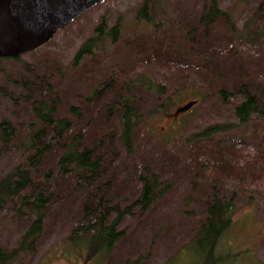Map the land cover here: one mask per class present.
<instances>
[{"label": "rangeland", "instance_id": "rangeland-1", "mask_svg": "<svg viewBox=\"0 0 264 264\" xmlns=\"http://www.w3.org/2000/svg\"><path fill=\"white\" fill-rule=\"evenodd\" d=\"M142 1L104 0L18 61L1 60L0 87L6 95L0 93V120L7 119L17 132L7 146L0 144V177L29 154L23 143L32 115L19 84L30 79L29 70L45 76L50 95H58V116L74 118L71 106L80 113L102 111L111 96L109 86H122L120 93L136 102L140 115L131 152L117 142L106 169L110 205L131 210L116 228L123 237L110 252L91 259L83 244L70 242L71 236L90 235L81 217L79 192L85 184L73 173H62L56 167L60 152H53L39 170L48 174V192L66 198L46 209L35 252L10 264H194L191 255L178 259L181 248L195 236L214 198L234 199L232 225L220 250L240 252L237 264L264 261V119L253 116L243 126L235 116L249 83L263 89L257 95L264 103V29L255 45L239 37L253 29V20L262 28L264 0H218L232 24L219 22L205 31L199 24L204 0H154L147 11L150 21L137 18ZM103 16L105 31L119 24L115 43L107 39L74 67L75 52L95 35ZM228 26L235 32L230 34ZM142 79L152 82L150 90L132 85L125 89L124 83ZM158 86L164 92L156 93ZM93 93L98 100L92 103ZM190 102V109L177 112ZM111 116L108 124L117 137L120 115ZM82 123L79 129L92 137L93 128ZM217 125L229 130L222 136H198ZM145 172L157 176L160 194L142 211L132 203ZM26 225L13 219L12 211H0V246L15 247Z\"/></svg>", "mask_w": 264, "mask_h": 264}, {"label": "trees", "instance_id": "trees-1", "mask_svg": "<svg viewBox=\"0 0 264 264\" xmlns=\"http://www.w3.org/2000/svg\"><path fill=\"white\" fill-rule=\"evenodd\" d=\"M204 1L199 16V24L204 31L219 22L232 24L229 15L219 8L218 0ZM153 3L154 0H143L137 18L153 20L152 15L147 16V11L152 9ZM260 9L264 10V3ZM106 21L107 18L103 16L95 28V35L87 38L79 46L72 60L74 67H77L85 57L92 56L107 39L115 43L119 24L117 22L105 31ZM253 26V29L241 33L239 37L240 39L245 37L252 45H255L263 34L264 23L262 28H258L257 22L253 20ZM228 31L230 34L234 33V26H228ZM206 36L203 34V38ZM20 56L2 57L0 62L1 60L18 61ZM29 71L30 79L19 83L26 94L22 99L26 106L28 104L27 107L32 115V121L28 125V135L23 143L29 154L23 163L14 166L0 177V211H12L13 219L25 220L27 225L15 247L8 249L0 246V264H10L22 255L33 254L43 231L46 209L66 198L63 194L48 192V174L41 173L39 170L43 167V161L53 152H60L56 167L64 174L73 173L77 182L85 184L81 191L79 190L82 201L81 217L87 221L84 231L87 233L89 231L90 235L87 239L73 236L69 239L72 245L83 244L88 257L95 259L101 254L109 253L113 245L123 237L122 231L116 228L121 220L131 213L129 206L120 209L117 205H110L108 197L110 195L107 191L109 189L106 186L111 180L110 176L105 179V174L109 161L115 158L114 150L117 142L127 152H131L133 148V133L140 116L137 113V104L129 97L122 96L119 91L123 89L122 86H109L108 91L111 96L108 102L105 101L107 105H104L103 112L96 110L80 113L76 107L71 106L69 111L74 118L61 117L58 116L57 109L58 95H50L52 89L46 77ZM124 84H127L125 89L129 91L131 85L147 90L153 86L151 81L146 83L143 79L136 80L132 84ZM248 87L247 91H241L244 96L235 106L237 122L243 126L253 116L264 119V103L258 100L257 95L263 89L255 83H249ZM161 91L164 92V87H155L156 93L160 94ZM0 93L6 95L5 89L0 87ZM31 98L34 100L32 104L28 103ZM97 100L93 93L90 102ZM113 113L120 115V131L117 137L114 135V129L108 124ZM86 114L92 118L85 120ZM82 121L93 128L92 137L88 138L79 129ZM82 124L85 126L84 123ZM228 130L223 125L211 126L201 131L198 136L203 138L218 134L222 136ZM14 132H17V128L12 123L5 118L0 120V144L7 146L10 141H14L16 138ZM139 183L140 194L132 205L133 208L144 211L156 202L160 189H157L158 180L153 173L145 172V175L139 176ZM233 201L234 199L226 201L214 198L208 204L204 222L195 236L181 248L178 259L184 255H191L196 258L194 264H237L242 259L240 252L231 253L220 250L221 241L232 225ZM111 214L115 217L108 221ZM259 264H264V261Z\"/></svg>", "mask_w": 264, "mask_h": 264}, {"label": "water", "instance_id": "water-1", "mask_svg": "<svg viewBox=\"0 0 264 264\" xmlns=\"http://www.w3.org/2000/svg\"><path fill=\"white\" fill-rule=\"evenodd\" d=\"M104 0H0V58L37 49ZM194 102L178 109L183 113Z\"/></svg>", "mask_w": 264, "mask_h": 264}]
</instances>
